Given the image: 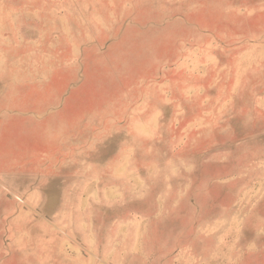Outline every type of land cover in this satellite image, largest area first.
I'll return each instance as SVG.
<instances>
[{
  "label": "rangeland",
  "instance_id": "374dc122",
  "mask_svg": "<svg viewBox=\"0 0 264 264\" xmlns=\"http://www.w3.org/2000/svg\"><path fill=\"white\" fill-rule=\"evenodd\" d=\"M0 264H264V0H0Z\"/></svg>",
  "mask_w": 264,
  "mask_h": 264
}]
</instances>
